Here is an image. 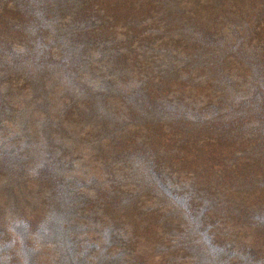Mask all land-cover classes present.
Returning a JSON list of instances; mask_svg holds the SVG:
<instances>
[{
  "label": "rangeland",
  "instance_id": "1",
  "mask_svg": "<svg viewBox=\"0 0 264 264\" xmlns=\"http://www.w3.org/2000/svg\"><path fill=\"white\" fill-rule=\"evenodd\" d=\"M0 264H264V0H0Z\"/></svg>",
  "mask_w": 264,
  "mask_h": 264
}]
</instances>
